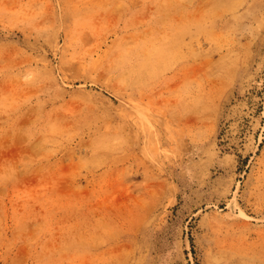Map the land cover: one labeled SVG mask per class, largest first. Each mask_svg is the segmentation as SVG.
I'll return each mask as SVG.
<instances>
[{
	"label": "rangeland",
	"instance_id": "1",
	"mask_svg": "<svg viewBox=\"0 0 264 264\" xmlns=\"http://www.w3.org/2000/svg\"><path fill=\"white\" fill-rule=\"evenodd\" d=\"M0 264H264V0H0Z\"/></svg>",
	"mask_w": 264,
	"mask_h": 264
}]
</instances>
